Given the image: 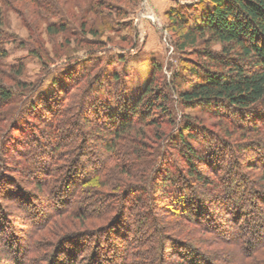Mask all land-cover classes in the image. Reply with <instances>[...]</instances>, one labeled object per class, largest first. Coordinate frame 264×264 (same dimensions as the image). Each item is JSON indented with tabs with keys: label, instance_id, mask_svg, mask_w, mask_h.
<instances>
[{
	"label": "trees",
	"instance_id": "16d2710c",
	"mask_svg": "<svg viewBox=\"0 0 264 264\" xmlns=\"http://www.w3.org/2000/svg\"><path fill=\"white\" fill-rule=\"evenodd\" d=\"M16 1L0 0V264H264V0L184 6L194 25L172 10L175 47L193 55L172 84L155 79L153 61L129 87L114 66L125 57L94 49L68 57V84L54 79L57 93L38 103L41 84L4 63L17 43L3 7ZM29 2L35 16L52 13V0ZM101 9L115 4L88 12ZM80 30L99 34L84 21ZM186 109L197 114L178 115Z\"/></svg>",
	"mask_w": 264,
	"mask_h": 264
},
{
	"label": "rangeland",
	"instance_id": "374dc122",
	"mask_svg": "<svg viewBox=\"0 0 264 264\" xmlns=\"http://www.w3.org/2000/svg\"><path fill=\"white\" fill-rule=\"evenodd\" d=\"M92 2L95 3V0H52V13L42 11L38 16L33 14L29 0H17L15 6L3 7L5 24L2 30L6 34H11L17 43H6L8 56L4 63L7 66L21 64L20 79L26 84H41L34 96V102L38 103V97L41 95L52 96L57 93L58 89L52 83L54 79L59 78L64 86L68 84L62 72L66 68L64 64L68 57L81 58L94 49L98 50L96 53L103 60L106 57L113 60H116L117 56L125 57L123 67L118 64L114 66L115 70L121 68L126 70L129 87L141 85L148 79L153 61L161 66L159 72H156L155 79L172 84L174 72L182 73L184 62L181 59L193 58L191 51L182 55L175 47L176 40L170 31V12L175 9L181 11L187 15L188 25H194L198 14L195 11L186 13L183 8L184 6L203 8L205 0H138L134 8L118 7L119 1L107 0L108 4H115V9H101L95 14L88 12ZM60 21L65 23L64 32L53 34L46 30L48 23ZM81 21L85 22L87 28L98 27L99 34L96 36L89 32L82 34ZM111 24L114 26L113 29L108 27ZM36 36L41 40L40 49L46 64L39 56L29 51V48L39 47L33 40ZM20 41L29 47H18ZM94 43L98 45L102 43L104 47L97 45L94 47ZM213 48L219 50L220 47L216 44ZM3 70L7 72L5 67ZM77 90L78 88H74L71 94H76ZM38 110L44 113L41 108ZM183 112L197 114L196 110L186 109L178 112V115ZM95 146H98L96 141L94 144L90 143L86 150L95 149ZM263 210L264 206L259 204L257 212L262 213Z\"/></svg>",
	"mask_w": 264,
	"mask_h": 264
}]
</instances>
